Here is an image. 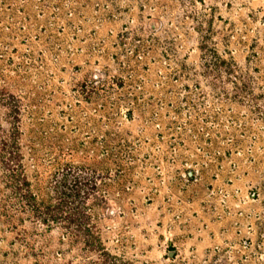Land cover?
<instances>
[{"label":"rangeland","instance_id":"rangeland-1","mask_svg":"<svg viewBox=\"0 0 264 264\" xmlns=\"http://www.w3.org/2000/svg\"><path fill=\"white\" fill-rule=\"evenodd\" d=\"M0 264H264V0H0Z\"/></svg>","mask_w":264,"mask_h":264},{"label":"trees","instance_id":"trees-1","mask_svg":"<svg viewBox=\"0 0 264 264\" xmlns=\"http://www.w3.org/2000/svg\"><path fill=\"white\" fill-rule=\"evenodd\" d=\"M18 157L20 156H16V154L11 153V158H13L14 160H18Z\"/></svg>","mask_w":264,"mask_h":264}]
</instances>
